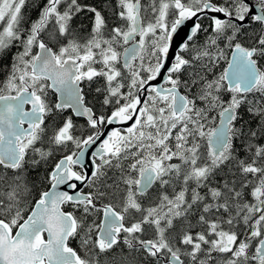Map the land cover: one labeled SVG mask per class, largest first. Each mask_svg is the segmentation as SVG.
<instances>
[{
    "label": "snow or ice",
    "instance_id": "obj_1",
    "mask_svg": "<svg viewBox=\"0 0 264 264\" xmlns=\"http://www.w3.org/2000/svg\"><path fill=\"white\" fill-rule=\"evenodd\" d=\"M27 3L0 0V264H264V0Z\"/></svg>",
    "mask_w": 264,
    "mask_h": 264
},
{
    "label": "trees",
    "instance_id": "obj_2",
    "mask_svg": "<svg viewBox=\"0 0 264 264\" xmlns=\"http://www.w3.org/2000/svg\"><path fill=\"white\" fill-rule=\"evenodd\" d=\"M28 1H30V0H28ZM43 1L44 0H31L30 2H28L29 6H28V4H26V6L24 8V10H25V12H24V17H25L24 27H28L29 23L37 18V16H34V13L39 9V7ZM83 2L94 4L98 8L103 6L107 9V5L104 4V0H83ZM112 5L115 6V0H112ZM105 15L109 18L110 24L116 20V18L112 16L110 9L105 11ZM73 24H74V26H81L83 31L86 33L88 28L90 27V18L87 15L81 14L79 17H77L73 21ZM253 27H257V26L253 25ZM16 51H17V49L14 47L9 52H7L5 55L0 56V81H2L5 78V75L8 71V69L10 68L12 57L14 56ZM102 84H103V81L100 80L99 84H96L95 86L98 87ZM91 98L94 99L93 100L94 104L91 103V105H93L97 111H103V109L101 108V104H100L102 96H100L99 94H97L94 91V96ZM65 115H67V113H65ZM72 246L76 247L75 241L72 242Z\"/></svg>",
    "mask_w": 264,
    "mask_h": 264
},
{
    "label": "flooded vegetation",
    "instance_id": "obj_3",
    "mask_svg": "<svg viewBox=\"0 0 264 264\" xmlns=\"http://www.w3.org/2000/svg\"><path fill=\"white\" fill-rule=\"evenodd\" d=\"M30 1H28V2H30ZM43 2L41 3L40 7L42 6ZM27 4L29 6V3H27ZM40 7H39V9H40ZM39 9L34 13V16H38ZM24 12H25V10L23 9V14H24ZM95 85L96 84H93L91 90L88 91V99L94 96V91H95L94 89L96 87ZM67 114H69V113H67ZM74 119H76V122L78 125H84L85 124V121L83 119H79V118H75V117H74Z\"/></svg>",
    "mask_w": 264,
    "mask_h": 264
},
{
    "label": "rangeland",
    "instance_id": "obj_4",
    "mask_svg": "<svg viewBox=\"0 0 264 264\" xmlns=\"http://www.w3.org/2000/svg\"><path fill=\"white\" fill-rule=\"evenodd\" d=\"M94 99H92V98H89V101H90V103H92V104H94V101H93ZM93 106V105H92Z\"/></svg>",
    "mask_w": 264,
    "mask_h": 264
},
{
    "label": "water",
    "instance_id": "obj_5",
    "mask_svg": "<svg viewBox=\"0 0 264 264\" xmlns=\"http://www.w3.org/2000/svg\"><path fill=\"white\" fill-rule=\"evenodd\" d=\"M159 82H162V80L161 81H156V82H154V83H159ZM80 119V118H79Z\"/></svg>",
    "mask_w": 264,
    "mask_h": 264
}]
</instances>
